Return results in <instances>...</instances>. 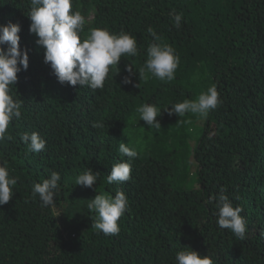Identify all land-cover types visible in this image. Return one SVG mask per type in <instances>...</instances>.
Returning a JSON list of instances; mask_svg holds the SVG:
<instances>
[{
  "label": "trees",
  "instance_id": "16d2710c",
  "mask_svg": "<svg viewBox=\"0 0 264 264\" xmlns=\"http://www.w3.org/2000/svg\"><path fill=\"white\" fill-rule=\"evenodd\" d=\"M72 4L85 17L83 35L96 27L128 32L138 54L122 56L103 89L62 84L29 31L30 0H0V24L21 25L20 46L29 55L13 86L21 117L10 122L11 139L0 142V157L19 177L13 197L0 205V264H175L176 253L189 247L210 254L214 264H264V0ZM173 12L182 13L179 28ZM149 27L180 56L171 82L150 73L139 78L154 42ZM211 85L221 102L206 118L163 110L195 100ZM145 103L162 109L160 129L139 119L137 108ZM32 132L46 141L39 153L21 139ZM120 143L138 157L128 181L109 184L112 165L127 160ZM88 168L99 172L96 184L75 185ZM52 171L60 173L59 191L45 207L32 187ZM221 188L243 208L244 239L217 224ZM117 191L129 206L119 233L105 235L92 227L97 214L87 204Z\"/></svg>",
  "mask_w": 264,
  "mask_h": 264
},
{
  "label": "clouds",
  "instance_id": "9594fccd",
  "mask_svg": "<svg viewBox=\"0 0 264 264\" xmlns=\"http://www.w3.org/2000/svg\"><path fill=\"white\" fill-rule=\"evenodd\" d=\"M29 31L38 39L37 45L44 48V62L49 64L53 74L60 83L72 86H88L93 90L103 89L110 71L119 72L118 64L122 56H136L138 54L137 40L128 32L110 31L107 27H96L83 35L85 17L80 11H73L72 0H30ZM174 26L179 28L182 23V13H170ZM21 25L8 22L0 24V142L11 139L8 135L10 122L21 117L22 100L14 98L13 86L18 80L17 74L27 70L29 63L28 50L20 46ZM153 41L147 48V59L144 66L138 69L139 78L150 73L161 81L171 82L175 79L176 70L180 64V56L167 43H160V37L151 27L147 30ZM127 71L133 73V67L126 66ZM137 72V71H136ZM124 83H130L131 78L125 77ZM138 87V84L136 85ZM221 102L220 94L215 85H211L195 100L184 99L182 102L171 104L164 108L169 115L176 114L183 117L188 113L206 118L210 110L215 109ZM162 109L155 104L145 103L137 108L139 119L149 128L160 129L161 123L157 119ZM94 128H102L103 124L94 122ZM22 141L28 145L31 152L39 153L45 149L46 141L37 132L24 133ZM119 153L126 156L112 165L107 176V182L123 183L130 179L132 161L138 157L134 147L120 143ZM19 177L10 175L8 161L0 157V205L10 201L14 195V186ZM99 179V172L88 168L76 177L75 185L93 187ZM59 172L52 171L48 178L35 183L32 196H39L42 206L54 203L59 191ZM220 189L216 198L217 224L222 229H229L232 233L244 239L247 231V221L241 215L243 208L233 206L232 201ZM128 198L123 191L115 195L108 193L96 194L87 204V208L97 214L92 227L105 235H116L120 231L118 221L128 208ZM175 264H214L210 254H200L191 247L176 253Z\"/></svg>",
  "mask_w": 264,
  "mask_h": 264
},
{
  "label": "rangeland",
  "instance_id": "374dc122",
  "mask_svg": "<svg viewBox=\"0 0 264 264\" xmlns=\"http://www.w3.org/2000/svg\"><path fill=\"white\" fill-rule=\"evenodd\" d=\"M137 125H139V124H137Z\"/></svg>",
  "mask_w": 264,
  "mask_h": 264
}]
</instances>
